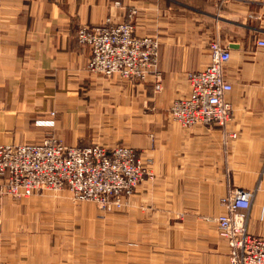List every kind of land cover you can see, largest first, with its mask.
Here are the masks:
<instances>
[{"label":"crops","instance_id":"0c3cea01","mask_svg":"<svg viewBox=\"0 0 264 264\" xmlns=\"http://www.w3.org/2000/svg\"><path fill=\"white\" fill-rule=\"evenodd\" d=\"M131 8L134 34L159 43L158 92L153 78L88 73L89 51L76 39L78 27L123 22ZM216 35L231 54L225 100L232 119L224 128H182L168 109L188 94L185 74L208 64ZM51 120L54 127L43 124ZM49 134L68 146H131L152 157L156 179L142 182L134 209L115 217L96 216L90 202L79 205L92 209L89 217L61 205L68 210L56 213V227L80 224L61 233L57 248L47 201L1 198L0 262L228 264L229 246L213 219L230 190L255 192L247 229L264 238V0H0V145L39 143ZM178 212L183 220L173 218ZM113 218L123 246L112 243Z\"/></svg>","mask_w":264,"mask_h":264},{"label":"built area","instance_id":"2783aa9c","mask_svg":"<svg viewBox=\"0 0 264 264\" xmlns=\"http://www.w3.org/2000/svg\"><path fill=\"white\" fill-rule=\"evenodd\" d=\"M225 1L218 0L220 4ZM136 14V9L131 8L123 22L107 20L80 26L76 39L89 51L88 73L128 82L143 83L153 78V89L158 92L162 89L157 71L159 43L154 37L134 34L132 21ZM207 50L208 64L185 74L188 94L174 99L168 109L171 121L185 129L215 125L224 128L232 119L231 106L225 100L232 90L225 77L231 57L229 47L216 35L208 41ZM227 137L235 139L236 134L227 133ZM143 169L141 157L132 147L67 146L47 136L39 143L0 145V195L18 200L46 191L67 190L78 201L119 205L141 184ZM254 193L232 189L220 199L224 213L213 222L218 236L229 246V264H264V238L247 229Z\"/></svg>","mask_w":264,"mask_h":264},{"label":"rangeland","instance_id":"374dc122","mask_svg":"<svg viewBox=\"0 0 264 264\" xmlns=\"http://www.w3.org/2000/svg\"><path fill=\"white\" fill-rule=\"evenodd\" d=\"M51 116H54V115H51ZM46 126L50 127V128L54 127L53 121L52 120L48 121V124ZM48 136H53V135L49 134ZM119 144H121V143H119ZM129 147H131V146H129ZM135 152L137 153L138 156L141 157V161L143 163L144 179L142 182H144L146 180L150 181V182L154 181L156 179L157 175L152 171V164H153L152 157H149V156L143 157L140 155V153L138 151L135 150ZM137 187L135 188V190L137 189ZM135 190L133 191V193L130 197L124 198L123 200H121L119 205H112L113 203H110L109 206H102L98 203H94L91 201H78L67 190L46 191V192L39 193V194L35 195L36 197H38V200L47 201L48 206H50V208H48V211L51 213H48V218H47L48 224L46 225V227H47V229H49L48 231H54L51 239H54L53 241L55 242V244H57V245H55L53 243L52 247H54V248L59 247V244H58L59 239H61L62 236H67V235L61 234V233H63V231L72 232L73 229L74 230L79 229L80 223L72 224L73 222H75V223L78 222V219L70 221L69 223L60 224V225H58L59 228L56 227L57 226L56 223L52 222V220L56 218V213H58L60 211H67L68 210V209H62L61 205H65L64 203L69 205V209L72 210L73 212H75L73 214H75L79 217H89V215H91L92 209L82 207L79 205L83 202L84 203L90 202L94 205V208L96 210V214H95L96 216L97 215H100V216L113 215V217H115V216H118L122 212H128V211L131 212L134 209V203H133L132 199H133V196L135 194ZM63 191H65V192H63ZM31 197H33V196H31ZM31 197L17 200V199H11V198L4 197V196L0 195V199L4 198V199L10 200V202H14V203L16 201L30 199ZM173 218L177 221L183 220L184 214L180 213V212L175 213ZM111 225H112L111 226V237H112L113 245L116 247H119L120 242L122 241V246H123L124 245L123 242H126V241L124 239H121V237H120V222H119L118 218H113V222H111ZM42 226H44V225H42ZM75 242L76 241L73 242L72 240H70V241L65 240V243H67V245H70V244L73 245V243H75ZM80 242L83 244H86L89 242V240L85 239V240H82ZM127 243L129 246H130V244L135 245V242H133L132 239H128ZM229 251H230V249H229ZM229 255H230V253H229ZM228 260H229V256L227 257V262H228ZM0 264H4V263L0 262Z\"/></svg>","mask_w":264,"mask_h":264}]
</instances>
